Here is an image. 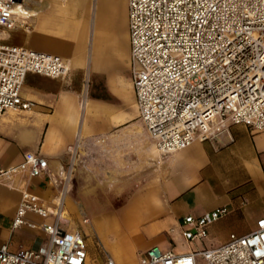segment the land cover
<instances>
[{
    "label": "crops",
    "instance_id": "obj_1",
    "mask_svg": "<svg viewBox=\"0 0 264 264\" xmlns=\"http://www.w3.org/2000/svg\"><path fill=\"white\" fill-rule=\"evenodd\" d=\"M25 9L30 13L25 25L3 31L4 41L59 55L70 71L63 79L26 74L21 96L33 105L1 117L0 164L16 165L32 151L46 157L57 174L67 161V146L78 139L64 228L77 229L71 225L76 210L86 215L88 208L103 205L100 226L111 224L124 233L103 246L105 259L115 264H138V254L154 245L182 253L217 246L231 233L255 228L264 215V130L231 124L211 140H196L161 157L136 107L127 0H29ZM15 184H0V245L12 251L36 248L47 238L40 228L11 226L24 186L19 177ZM26 187L44 203H57L58 187L46 174L27 179ZM97 190L107 204H100ZM117 197L124 199L112 203ZM222 206L228 213L208 226L206 239L189 241L185 249L172 245L185 241L183 217ZM26 218L36 224L53 221L51 215L33 213ZM91 263L87 249L85 264Z\"/></svg>",
    "mask_w": 264,
    "mask_h": 264
},
{
    "label": "built area",
    "instance_id": "obj_2",
    "mask_svg": "<svg viewBox=\"0 0 264 264\" xmlns=\"http://www.w3.org/2000/svg\"><path fill=\"white\" fill-rule=\"evenodd\" d=\"M29 0H0V29L23 27L29 14L17 19L15 7ZM131 79L138 115L161 157L211 140L231 124L264 130V0H127ZM56 54L12 45L0 37V119L9 110L29 109L21 88L27 73L53 79L69 74ZM85 105V96L80 101ZM79 141L67 146V161L57 174L46 157L32 151L22 161L0 164V184L16 187L21 198L12 228H40L47 236L36 248L0 245V264H85L87 244L77 229L64 228L65 196L79 160ZM46 174L58 187V203L46 204L26 187L27 179ZM24 183V184H23ZM28 213L51 215L52 223L36 224ZM228 213L226 206L200 216L187 215L180 224L186 241H202L208 226ZM84 223L88 218L82 219ZM264 264V215L255 228L231 233L213 247L176 253L151 246L138 264ZM106 264H115L106 257Z\"/></svg>",
    "mask_w": 264,
    "mask_h": 264
},
{
    "label": "rangeland",
    "instance_id": "obj_3",
    "mask_svg": "<svg viewBox=\"0 0 264 264\" xmlns=\"http://www.w3.org/2000/svg\"><path fill=\"white\" fill-rule=\"evenodd\" d=\"M1 29H0V37H1ZM99 191V190H97ZM109 190H107L106 194L108 193ZM99 198L100 200H102V202H100V204H107L108 201L107 199H105L104 201V193L102 191H99ZM125 197V196H124ZM124 197H117L116 201L114 199H112V203L114 204H118L121 202V200L124 199ZM104 202V203H103ZM93 206V204H91ZM102 209H97L92 210L91 208L87 209V213L86 215L89 217H87L86 215H83V213H81L80 210H76L75 213H73L72 215V226H74L75 228H77L81 234L83 235L85 242L87 244V249L90 252V256H91V260L92 263L91 264H105V256H104V251H103V246L104 247H108L109 245H111L112 243H114L115 240L120 239L121 237L124 236L123 230L116 228L114 226H112L111 224L106 226L105 229L102 228L100 226V223L103 221L104 218L101 217L102 213H103V205H101ZM65 209V207H64ZM95 215L97 216V220L95 221ZM88 218V222L84 223L82 221V218ZM102 218V219H101ZM91 219V220H90ZM69 223V222H68ZM65 225V223H64ZM188 241H184V242H173L172 245L176 246V248L178 249H185L187 246H189ZM104 253H103V252ZM139 256V254H138ZM203 261L202 259H200V263L202 264ZM122 264H131L128 261H125Z\"/></svg>",
    "mask_w": 264,
    "mask_h": 264
},
{
    "label": "bare ground",
    "instance_id": "obj_4",
    "mask_svg": "<svg viewBox=\"0 0 264 264\" xmlns=\"http://www.w3.org/2000/svg\"><path fill=\"white\" fill-rule=\"evenodd\" d=\"M15 13H16L17 19H21V17L24 15V13H26V15H28V14L30 15L29 11L26 10V9H23L22 7H15ZM3 35H5V34L2 31L1 37ZM68 190H69V186H68V189H67V193H68ZM66 197H67V195L65 196V201H66ZM61 199H62V196L61 197L58 196L57 202L59 203L61 201ZM61 216L63 217V212L61 213Z\"/></svg>",
    "mask_w": 264,
    "mask_h": 264
}]
</instances>
